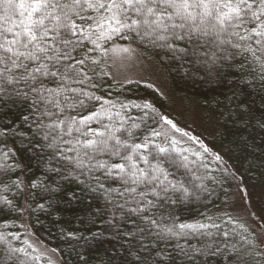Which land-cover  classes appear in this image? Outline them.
I'll return each instance as SVG.
<instances>
[{"label": "snow or ice", "instance_id": "snow-or-ice-1", "mask_svg": "<svg viewBox=\"0 0 264 264\" xmlns=\"http://www.w3.org/2000/svg\"><path fill=\"white\" fill-rule=\"evenodd\" d=\"M114 37L150 44L202 67L205 79L218 74L221 61L248 54L264 81V0H0V111L9 102L27 108L21 125L0 124L3 191L42 187L55 193L62 191L59 180H68L99 193L107 224L127 244V264H264V245L250 238L247 227L236 231L216 223H186L174 212L176 205L198 199L195 189L201 185L176 179L164 166L191 171L187 156L179 161L172 156L175 147L153 143L165 132L152 128L140 140L138 130L146 121L137 123L126 110L135 107L147 117L154 111L149 103H121L120 111H113L114 102L89 90L98 87L89 73L95 74L100 63L89 52L104 57L108 50L101 41ZM117 50L130 49H112ZM91 101H100V110L83 115ZM161 120L180 131L166 117ZM259 123L264 128V120ZM9 137H19L20 150L31 153L48 176L59 177L55 187L44 178L26 180V166L17 147L7 143ZM0 202L12 203L4 196ZM89 222H95L91 215ZM0 243L9 257L28 256L2 234Z\"/></svg>", "mask_w": 264, "mask_h": 264}, {"label": "trees", "instance_id": "trees-1", "mask_svg": "<svg viewBox=\"0 0 264 264\" xmlns=\"http://www.w3.org/2000/svg\"><path fill=\"white\" fill-rule=\"evenodd\" d=\"M101 44L103 49L108 50L104 57L100 56L99 51L89 52L90 56L100 60L96 73H89L93 75L92 82L98 87L89 90L102 100L114 102L116 109L113 111H120L121 103H149L154 111L148 113L147 117L135 107L126 110L127 115L134 117L137 123L146 121L141 123V129L138 130L140 140H143L144 135H150L152 128L158 130L159 112L168 114L169 104L149 83L134 80L119 83L112 79L107 61L109 51L114 45L133 47L147 60L156 64L164 73L169 87L196 101L217 125L219 131L210 141L213 155L192 144L176 143L173 146L169 139L162 142L160 137H156L153 143L175 147L172 156L177 161L182 156H187L191 171L171 163H165L164 166L174 173L176 179L201 185L195 189L198 199L191 197L188 202L176 205L174 212L181 221L209 225L216 223L221 225L222 230L235 228L240 231L241 222L222 211L228 204L233 182L243 183L248 188L264 189V128L259 123L264 120V81L260 79L257 61L248 54L237 55L233 59L221 61L216 69L218 74L205 79L206 72L202 67L174 59L170 53L150 44L119 37L108 42L101 41ZM87 47L91 49L93 45L88 44ZM100 103L91 101L89 108L82 114L99 111ZM25 114V105L9 102L0 111V124L15 121L17 125H21L22 116ZM104 122L108 123L107 120ZM92 127L98 128L99 125L93 123ZM18 140L19 137H9L7 143L17 147L26 166V180L44 178L45 184L55 187L59 177L48 176L43 171L42 164L31 153L20 150L16 143ZM216 155L221 157L220 161L215 159ZM222 161L228 167L223 166ZM17 175L19 172L12 174V178L15 179ZM3 180L10 183L7 177ZM59 185L62 191L55 193L45 192L42 187H27L23 192H18L15 186L4 192V184L0 183V196L7 197L12 202L11 205L0 202V234L13 247L25 248L28 252L27 257H9L6 246L0 243V264H21V261L24 264H55L36 251L32 252L26 239L29 234L44 246L53 249L61 264H127L130 259L127 255V244L117 234V230L107 224L109 217L103 197L99 193L88 192L74 181L59 180ZM73 193L74 196L71 195ZM258 211L264 216V202L258 205ZM90 215L95 218V222H89ZM258 216H254V227H247L248 235L259 245H263L259 238H264V221L258 219ZM229 218L233 223L225 224ZM25 221L29 234L24 232ZM208 231L216 232L217 229L210 227ZM192 243L196 241L193 240ZM32 256H38L39 260H32Z\"/></svg>", "mask_w": 264, "mask_h": 264}, {"label": "rangeland", "instance_id": "rangeland-1", "mask_svg": "<svg viewBox=\"0 0 264 264\" xmlns=\"http://www.w3.org/2000/svg\"><path fill=\"white\" fill-rule=\"evenodd\" d=\"M128 48V52L115 51L112 49ZM108 70L112 79L115 82L140 81L153 85L158 92L165 98L169 104L168 114H161L159 112L158 130L165 132L167 135L160 136L162 142L171 138L181 144H192L197 146L200 150L202 144L204 148L208 149V154H212L210 141H212L219 131L217 125L210 118L205 110H203L196 101L178 94L172 90L167 84V79L159 68L152 61L147 60L141 53L133 47L127 45H114L111 47L108 54ZM161 117H166L171 120L173 124L180 130L173 131L170 125H166L161 120ZM187 133L188 135H182ZM188 136L193 137L189 139ZM223 166L227 163L223 162ZM264 202L263 188H248L243 183L233 182L232 190L228 199V204L223 209L222 213H228L241 222L245 227L253 228V219L255 214L259 215L258 219L264 221V216L258 211V205ZM24 222V232L29 234V228ZM28 243L36 252L42 257L52 261L55 264H61V260L57 253L43 244H41L35 237L29 234L26 237ZM260 243L264 245V238H259Z\"/></svg>", "mask_w": 264, "mask_h": 264}]
</instances>
